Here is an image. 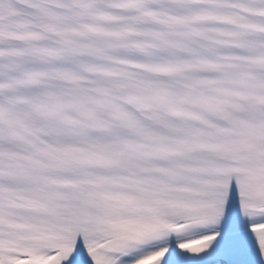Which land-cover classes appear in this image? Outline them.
I'll use <instances>...</instances> for the list:
<instances>
[{
	"label": "snow or ice",
	"instance_id": "snow-or-ice-1",
	"mask_svg": "<svg viewBox=\"0 0 264 264\" xmlns=\"http://www.w3.org/2000/svg\"><path fill=\"white\" fill-rule=\"evenodd\" d=\"M0 264H264V0H0Z\"/></svg>",
	"mask_w": 264,
	"mask_h": 264
}]
</instances>
